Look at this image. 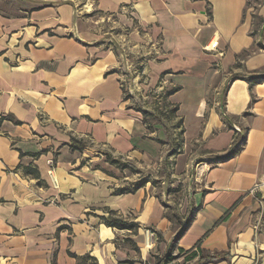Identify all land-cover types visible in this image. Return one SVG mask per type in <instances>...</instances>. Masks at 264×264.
Masks as SVG:
<instances>
[{"label": "crops", "instance_id": "0c3cea01", "mask_svg": "<svg viewBox=\"0 0 264 264\" xmlns=\"http://www.w3.org/2000/svg\"><path fill=\"white\" fill-rule=\"evenodd\" d=\"M254 15L264 0H0V264H264ZM138 90L176 109L183 145L167 183L188 182L181 200L148 181L131 192L160 151L131 104ZM233 126L245 139L225 158Z\"/></svg>", "mask_w": 264, "mask_h": 264}, {"label": "rangeland", "instance_id": "374dc122", "mask_svg": "<svg viewBox=\"0 0 264 264\" xmlns=\"http://www.w3.org/2000/svg\"><path fill=\"white\" fill-rule=\"evenodd\" d=\"M248 5L251 6V8L254 7L253 9H256V6L253 5L251 1ZM252 18L253 35L256 38L263 39L262 41L264 42V19L259 20L256 15ZM138 91L140 93L136 94V100L135 102H131V104L134 107V110L137 109L142 113V116L146 121L145 124L150 131L155 128L158 130L155 138L158 140L160 147L159 156L153 160L152 164L147 168H142V171L138 172V183L140 184L143 181H148L152 186L154 185L156 188H160V192L170 193L178 198V200H181L179 196L184 198L187 196L188 182H183L181 180L179 181L181 183L174 187L169 186L167 183V180L170 179L169 175L172 171L171 169L176 164L174 160L181 155L180 153L182 151L183 139L180 120L178 121V119L174 117V114L171 111L174 108L165 101H161L151 95H145L143 91ZM147 96H149V98H147ZM155 126H159V128ZM233 129L238 133L237 136L242 134L240 127L233 126ZM237 136L235 138H237ZM126 170L131 174H136V172H132L128 168ZM162 181L166 184L164 185L160 183ZM189 214L190 213L187 211L183 218ZM170 257L171 261L173 260L175 262L174 264H185L179 254L175 256L170 255Z\"/></svg>", "mask_w": 264, "mask_h": 264}, {"label": "trees", "instance_id": "16d2710c", "mask_svg": "<svg viewBox=\"0 0 264 264\" xmlns=\"http://www.w3.org/2000/svg\"><path fill=\"white\" fill-rule=\"evenodd\" d=\"M176 90H173L171 93L175 92ZM172 113H175L176 112V109H172L171 110ZM225 121H226V118H224ZM144 122L145 119H143ZM149 129V128H148ZM244 139L245 137H243V135H240V136H237V138H235V140L233 141V144H232V148H231V151L230 153L225 157V158H228L232 155H234L236 153V150L240 147V145H242V142H244ZM72 148L75 149L77 147H75L74 143L72 144ZM110 162L114 165H117L119 168H128L129 170L133 171V172H138L137 170H134L130 165H128L127 163H124V164H121L119 163L118 161H115L113 159L110 158ZM144 182H142L141 184H139V186H136L135 189L131 190V192L135 191L137 188L141 187V185H143ZM192 220V215H188L186 216L183 221H181L179 218H177V222L178 224L180 225V232L178 233V235L175 237V241L177 238H179L180 236L183 235V233L188 229V224L190 223V221ZM104 222L106 224V226L108 227H115L119 230H126V229H133L134 228V224L132 223H125L119 219H116V218H112V217H109V218H106L104 219ZM174 241V242H175ZM171 255V254H170ZM170 255L167 257L166 259V264L170 263L171 261V257ZM217 259L215 257H212V258H207V257H204V256H200L199 258V261H207V262H211L213 263L214 261H216ZM199 264V263H198Z\"/></svg>", "mask_w": 264, "mask_h": 264}, {"label": "built area", "instance_id": "2783aa9c", "mask_svg": "<svg viewBox=\"0 0 264 264\" xmlns=\"http://www.w3.org/2000/svg\"><path fill=\"white\" fill-rule=\"evenodd\" d=\"M210 45H211V47H208V48L206 47L205 52L206 51H213V50H215L216 47H217V42L216 43H213V44L211 43ZM259 187H260V184H256L253 187V189L250 191V193L253 194V193L258 192ZM262 224H263V222H262V216H260V218L255 222L254 227H253V230H254L255 233H257L260 230ZM147 234L149 236L151 235V233H149V232H147Z\"/></svg>", "mask_w": 264, "mask_h": 264}]
</instances>
